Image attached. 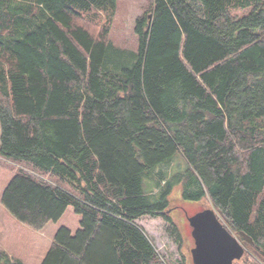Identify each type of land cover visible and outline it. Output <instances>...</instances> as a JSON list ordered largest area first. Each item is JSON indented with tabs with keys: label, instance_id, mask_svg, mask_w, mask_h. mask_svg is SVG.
I'll use <instances>...</instances> for the list:
<instances>
[{
	"label": "trees",
	"instance_id": "1",
	"mask_svg": "<svg viewBox=\"0 0 264 264\" xmlns=\"http://www.w3.org/2000/svg\"><path fill=\"white\" fill-rule=\"evenodd\" d=\"M117 6L0 0V156L59 182L19 172L2 205L35 230L69 207L81 217L41 264H163L136 221L164 219L181 244L167 211L182 185L184 201L209 197L253 240L234 264H264V0H153L137 50L80 24L98 12L110 25ZM179 156L186 171L151 191Z\"/></svg>",
	"mask_w": 264,
	"mask_h": 264
},
{
	"label": "rangeland",
	"instance_id": "2",
	"mask_svg": "<svg viewBox=\"0 0 264 264\" xmlns=\"http://www.w3.org/2000/svg\"><path fill=\"white\" fill-rule=\"evenodd\" d=\"M152 3L153 0H118L117 10L110 25L106 14L98 12L84 15L80 24L87 27L95 35H98L108 26L110 28L108 39L116 47L137 50L136 20L149 11ZM237 14L242 15L243 13L237 12ZM186 169L185 160L179 156L169 164L159 167L146 181L151 191L156 192L159 189L157 183L161 176L169 180L172 175L186 171ZM19 172L31 174L52 184H59L56 178L43 175L26 163H17L0 156V254L3 253L12 262L41 264L53 244L57 231L61 227H66L75 233L80 228L81 217L75 214L70 207L57 223L50 222L43 230H35L18 222L4 208L1 199L10 180ZM164 184L165 182L161 185ZM63 186L71 190L68 185L63 184ZM209 208L214 209L209 197L200 202L184 201L182 199V185H177L170 196V208L167 213L182 236L181 244L173 235L171 225L160 217L146 216L136 221V224L145 231L163 264H194L191 252L195 247L192 236L193 228L186 219V215L193 216ZM232 234L239 239L247 251L246 245L241 240L242 237L236 232H232Z\"/></svg>",
	"mask_w": 264,
	"mask_h": 264
},
{
	"label": "water",
	"instance_id": "3",
	"mask_svg": "<svg viewBox=\"0 0 264 264\" xmlns=\"http://www.w3.org/2000/svg\"><path fill=\"white\" fill-rule=\"evenodd\" d=\"M189 222L195 241L191 251L194 264H234L245 256V247L227 229L215 209L202 210L190 217ZM240 236L254 245L246 234Z\"/></svg>",
	"mask_w": 264,
	"mask_h": 264
},
{
	"label": "flooded vegetation",
	"instance_id": "4",
	"mask_svg": "<svg viewBox=\"0 0 264 264\" xmlns=\"http://www.w3.org/2000/svg\"><path fill=\"white\" fill-rule=\"evenodd\" d=\"M195 215V214H194ZM190 217H192V216H189V215H186V219L188 220V222H189V218ZM189 224H190V222H189ZM191 226V225H190ZM194 263V262H193ZM0 264H10V263H7V262H5L4 260H0Z\"/></svg>",
	"mask_w": 264,
	"mask_h": 264
},
{
	"label": "crops",
	"instance_id": "5",
	"mask_svg": "<svg viewBox=\"0 0 264 264\" xmlns=\"http://www.w3.org/2000/svg\"><path fill=\"white\" fill-rule=\"evenodd\" d=\"M69 208H70V207H69ZM69 208H68V209H69ZM72 209H73V208H72Z\"/></svg>",
	"mask_w": 264,
	"mask_h": 264
}]
</instances>
